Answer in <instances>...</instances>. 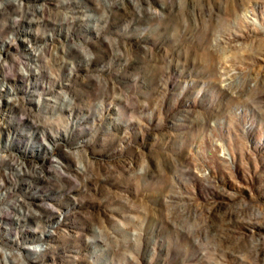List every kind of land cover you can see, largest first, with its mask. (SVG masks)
I'll list each match as a JSON object with an SVG mask.
<instances>
[{
    "label": "rangeland",
    "instance_id": "obj_1",
    "mask_svg": "<svg viewBox=\"0 0 264 264\" xmlns=\"http://www.w3.org/2000/svg\"><path fill=\"white\" fill-rule=\"evenodd\" d=\"M22 1L0 264H264V0Z\"/></svg>",
    "mask_w": 264,
    "mask_h": 264
},
{
    "label": "bare ground",
    "instance_id": "obj_2",
    "mask_svg": "<svg viewBox=\"0 0 264 264\" xmlns=\"http://www.w3.org/2000/svg\"><path fill=\"white\" fill-rule=\"evenodd\" d=\"M30 1V0H28ZM80 0H74L73 2H79ZM64 2V1H63ZM119 1L114 0V4L117 3L118 4ZM72 3V2H71ZM112 3V2H111ZM110 4V3H109ZM116 4V5H117ZM68 5V3H67ZM119 5V4H118ZM29 3L28 2H23L22 0H7L4 4L0 5V16L1 17H7L11 20L10 25L8 26L9 28L11 26L15 25V22L19 19H27L28 22H33V23H37L40 20L44 19V11L47 8V6H41L38 5L37 7H33V8H29ZM36 6V5H34ZM78 6V5H77ZM81 6V5H79ZM71 7V6H70ZM79 10V9H78ZM130 10V9H129ZM80 11V10H79ZM66 15V14H65ZM81 18L80 16H72V15H66L65 17L62 18L61 22H67V21H72L73 18ZM41 18V19H40ZM58 23V22H57ZM2 24V23H1ZM60 24V23H59ZM6 26V25H5ZM1 40V39H0ZM5 43V41H4ZM8 46V45H7ZM42 51V50H41ZM31 55H29L30 59L35 60L38 56L39 53L33 52L32 50L29 51ZM62 56V55H61ZM44 60V59H43ZM63 60V59H62ZM5 64V62L3 63V61L0 60V80H4L5 79V75L2 72V68L3 65ZM31 68V70H33V72H31L30 74L34 75V74H38L40 72L39 69H37L36 67H34L32 64H30L29 66ZM22 73V72H21ZM24 78V77H23ZM60 103V102H59ZM13 179V178H12ZM5 258V256H4Z\"/></svg>",
    "mask_w": 264,
    "mask_h": 264
}]
</instances>
